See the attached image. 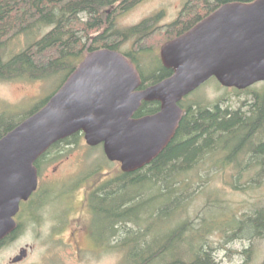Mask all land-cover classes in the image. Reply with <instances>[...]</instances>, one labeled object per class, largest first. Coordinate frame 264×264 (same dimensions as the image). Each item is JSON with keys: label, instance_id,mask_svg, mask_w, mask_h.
Segmentation results:
<instances>
[{"label": "trees", "instance_id": "1", "mask_svg": "<svg viewBox=\"0 0 264 264\" xmlns=\"http://www.w3.org/2000/svg\"><path fill=\"white\" fill-rule=\"evenodd\" d=\"M121 1L129 0H0V82L46 80L63 74L64 83L88 53L102 48L118 51L125 37L133 36L144 26L142 24L128 32L103 29L105 11ZM201 1L193 0L187 8L197 7ZM251 1L254 0L206 3L208 6L203 16L225 3ZM45 30L48 31L40 39L33 38L34 33ZM101 30L103 32L92 41L90 35ZM22 35L31 38L32 42L20 52H10L11 44ZM167 77L144 75L143 87ZM258 85L244 91L234 89L251 95L252 101L244 106L245 110L233 111L223 107L222 103L187 108L175 138L156 160L135 173L119 172L105 193L97 195L98 202L92 203V207L96 217L101 214L112 218V235L119 225L134 224L137 228L127 232L123 243L130 250L127 254L130 264H215L206 235H187L193 226L190 220L180 222L175 228L169 225L168 231L158 241L153 238L149 224L159 211L161 214L160 209L154 211L153 205L162 200L167 203L174 201L176 210L181 203L183 206L188 192L195 188L188 179L189 174L203 160L219 154L224 158L220 165L215 166L218 170L225 171L235 165L232 169L240 171L239 178L246 169H260L256 171V179L264 176V83L262 90H258ZM49 99L20 121L6 114L0 115V140L42 109ZM180 107H183V102ZM159 110L158 102L144 103L138 115H152ZM82 138L84 134L79 133L58 142L38 160L36 166L40 168L54 153L57 156L62 152L66 154L65 147L78 144ZM241 156L247 157L246 162L239 161ZM91 175L89 177H93ZM234 187L243 190L237 185ZM172 221L174 219L170 223ZM228 227L233 229L235 237L263 232L264 211L235 219V227ZM226 236L231 237L230 234ZM188 239L191 241L190 251L183 253L181 246ZM195 241L198 246H195ZM173 245L177 250L169 254Z\"/></svg>", "mask_w": 264, "mask_h": 264}, {"label": "water", "instance_id": "2", "mask_svg": "<svg viewBox=\"0 0 264 264\" xmlns=\"http://www.w3.org/2000/svg\"><path fill=\"white\" fill-rule=\"evenodd\" d=\"M161 59L173 75L139 91L143 80L126 55L89 53L42 109L0 140V243L38 189L36 163L58 142L82 133L88 146L103 145L110 162L135 173L167 149L183 120L180 103L211 79L240 91L264 83V0L221 5L165 43ZM145 102L160 110L135 119Z\"/></svg>", "mask_w": 264, "mask_h": 264}, {"label": "rangeland", "instance_id": "3", "mask_svg": "<svg viewBox=\"0 0 264 264\" xmlns=\"http://www.w3.org/2000/svg\"><path fill=\"white\" fill-rule=\"evenodd\" d=\"M206 1L209 5L215 2V0ZM187 2L189 0H145L127 12L120 8L115 9L114 6L118 3L107 10L111 11L112 17L115 18L114 31L128 32L146 17L161 10L166 13L162 24L171 23ZM196 6L200 9V4ZM205 13L206 9L202 10V14ZM47 31L34 33L33 38L40 39ZM102 32L103 30L97 34L93 32L90 35L92 41H95ZM165 41L166 36L158 33L151 38L149 44L154 45L153 50L159 52ZM31 42V38L22 35L11 44L10 52H20ZM134 42V39L130 41L133 44ZM121 48L126 50L125 46ZM64 78L65 75L61 74L46 80L23 79L0 82V115L6 114L19 121L24 119L60 89ZM262 84L258 85V90H262ZM250 96L247 92L238 93L234 89L224 88L216 79H211L182 102L185 108L196 105L211 107L222 103L223 107L238 111L245 110L244 106L252 101ZM65 151L66 154L59 153L58 156L52 154L44 161L46 162L44 165L41 164L44 170L41 182L54 183L49 184L48 189L55 194L52 197L51 193V197L56 199L59 205L53 211L48 202L49 205L40 210L38 221L29 218L23 220L17 238L0 248V264H13L12 260L26 247L32 249L20 264H130L127 260L130 250L123 243L128 236L127 232L136 227L134 224L119 225L117 232L110 238L112 220L110 216L105 218L98 214L95 217L94 231L99 243L96 252L93 251L96 248L90 240L88 244L92 252L83 255L74 254L71 248L63 244L62 240H66L69 232L79 227L77 226L79 222L88 225L94 223V216L92 218L83 202L89 189L95 185L100 184L101 187L111 183V180L122 171L121 164L110 162L106 158L103 145L90 147L85 138L73 147H65ZM223 158L224 155L219 154L203 160L189 174L188 179L194 183L195 188L188 192L187 201L183 206L181 203L177 210L174 201L155 202L154 211L160 209L161 214L159 211L149 224L151 236L158 241L159 237L168 231L169 225L175 228L180 222L190 220L193 222L191 228L193 231L190 229L187 235H206L215 264H264V231L235 237L233 229L228 227H235V219L255 216L257 212L264 211V176L256 179V171L260 169H246L247 171H244L239 178L240 171L232 169L235 165L224 169L225 171L216 169L215 166L220 165ZM246 159V156H241L239 161L243 163ZM84 173L93 176L87 181L89 185L84 190L75 192L73 199L67 200L79 185L74 179ZM236 185L243 190L236 189L234 187ZM173 219L174 221L170 223ZM228 234L231 237L226 236ZM190 245L191 241L188 239L181 246L182 252L188 253ZM198 245L196 242L195 246ZM132 249L140 248L132 247ZM176 250L177 246H171L169 254H173Z\"/></svg>", "mask_w": 264, "mask_h": 264}, {"label": "flooded vegetation", "instance_id": "4", "mask_svg": "<svg viewBox=\"0 0 264 264\" xmlns=\"http://www.w3.org/2000/svg\"><path fill=\"white\" fill-rule=\"evenodd\" d=\"M141 1L143 2L145 0H129L128 2H124V1L122 2L121 1L120 3L117 4V6L115 5L114 8L115 9L120 8L122 11L127 12L130 9H132V7H134L136 4H138ZM191 1H193V0H189V2H187L184 5V7L180 11H178V13L175 16V19H173V21L171 23L168 22V23L162 24L165 20L164 14H166L164 10H161L160 12H155V14H153L150 17H146L139 24H136L137 26L133 27V28H135V27H138V26L144 24L142 29H140L136 34H134L135 37L128 36V37H125V39H123L120 42L118 51H120L121 53L126 55L132 61L133 65L138 70L139 74L141 75L142 80H143L144 75H147V77L149 76L151 78H155L157 76H163V75L168 76L167 78L171 77L173 75V73L171 74V72H173V70L167 69L164 66L162 59H161V48H162V46L165 43L183 35L187 31H189L193 26L198 24L202 19H204L205 17H207L208 15H210L212 12H214L215 10H217L220 7L219 6L218 8H216L214 11H212L207 16H203L204 14H202V10H204L208 6V5H206V3H209V2L202 0L200 3V9H197V7L188 9L187 4L191 3ZM105 12L107 13V15H106V19H102L103 29L109 28V29L114 30L115 26H116V22L114 21L115 18H114V16L112 17L111 11L106 10ZM158 33H162L163 35L166 36V41L162 44L159 52H157V50L156 51L153 50L154 45L149 44V41L151 40V38L156 36ZM109 37H110V34H109ZM133 39L135 41L134 44L130 43V41ZM109 40H110V38H109ZM122 46H125L126 50H123L121 48ZM86 56L84 57V59L86 58ZM84 59L80 62V64L84 61ZM167 78H165V79H167ZM156 84H158V83H156ZM156 84L149 85L145 88L143 87L144 85L142 84V86L139 88V91L145 90V89H147L153 85H156ZM181 108L183 109L184 112L187 109V107L185 108L184 106ZM152 115H154V114H152ZM146 116H150V115L144 114V115L140 116V115H138V112H137L135 114L134 118L140 119V118H143ZM73 146L74 145H67L66 147H73ZM45 163L46 162H43V165ZM43 171L44 170H42V165H41L40 168H38V176H39L38 189L30 197V199L28 201H24L21 203L20 211L17 214V216L15 217V221L17 223V228L10 236H8L5 240H3L0 243V248L7 246L9 242H12L15 238H17L16 235L19 233V231L22 227L21 225L23 223V220H26L29 218L30 220L34 219V220L38 221L39 212L46 205H49V203H50L51 206H49V207H51L53 211L59 205L56 203V199L55 200L52 199V197L55 194L52 193L48 189V185L54 184V183L47 181L45 184V183L41 182V175L43 174ZM88 179H89V176H87L86 173L78 175L74 179V181H76V183L79 182V185L77 186V188L75 189L73 194L70 197H67V200L70 201V198L73 199V197L75 196L74 193L77 192L78 190H80V189L84 190V188H86L89 185L87 182ZM110 184L111 183L104 184L101 187H100V184L95 185V186L91 187L89 189V191L86 193V199L83 202L86 204L87 210L89 211V214L92 215V218L94 216V218H93L94 223H91V225H88L85 223L83 224V222H79L77 225L79 227L70 231L69 236L66 238V240H64V239L62 240L64 242L63 244L66 247L71 248L73 250L74 254L83 255L84 253L92 252V249L90 248V246L88 244L89 240L95 245L96 249L93 251L96 252L97 243H98V241L95 237V231H94L95 230L94 224H95L96 214L94 212V208L92 207V203L98 202V199H97L98 196H96V195H98V193H100L99 195L104 194L106 188L110 187ZM56 185H59V184H56ZM51 193H52V197H51ZM93 197H94V199H93ZM69 210H70V208H69ZM111 236H112V232H111L110 238H111ZM110 238L108 239L109 242H110ZM31 249L32 248H30V247H26V248L22 249V251L23 250L27 251L26 257L22 261H19L16 263L14 262V259H15L14 258L12 260V263L13 264H20L21 262H23L28 257L29 251ZM21 252H20V254H21Z\"/></svg>", "mask_w": 264, "mask_h": 264}]
</instances>
